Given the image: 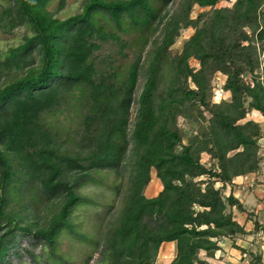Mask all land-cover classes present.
Segmentation results:
<instances>
[{
    "label": "trees",
    "instance_id": "obj_1",
    "mask_svg": "<svg viewBox=\"0 0 264 264\" xmlns=\"http://www.w3.org/2000/svg\"><path fill=\"white\" fill-rule=\"evenodd\" d=\"M7 1L0 29L24 33L0 54V264H72L57 250L62 232L90 239L99 264H155L170 241L176 254L166 264H201L200 251L213 256L220 239L246 233L233 212L244 205L221 190L260 169L264 127L246 117L257 111L264 121V0L222 7L218 0H83L65 17L49 9L52 0ZM195 5L209 9L192 17ZM64 6L60 0L57 11ZM216 72L230 93L218 103L211 100ZM75 90L80 129L68 141L44 115L69 104ZM124 164L120 206L91 239L72 219L79 204L92 202L78 190L97 182L94 171L123 176ZM152 170L162 189L147 197ZM253 225L264 229L257 219ZM249 254L250 264H263L261 254Z\"/></svg>",
    "mask_w": 264,
    "mask_h": 264
},
{
    "label": "rangeland",
    "instance_id": "obj_2",
    "mask_svg": "<svg viewBox=\"0 0 264 264\" xmlns=\"http://www.w3.org/2000/svg\"><path fill=\"white\" fill-rule=\"evenodd\" d=\"M59 1L60 0H52L49 5V9L55 12L57 16L65 17L80 10L83 0H65V6L57 11ZM233 1L234 0H218L216 6H229ZM8 4L9 3L7 0H0V7L7 6ZM206 9L209 8H200L195 5L191 16L195 17L200 11ZM192 31L193 28L191 27L181 30L180 36L176 38L175 43L171 46L173 53L180 51L183 41L192 33ZM23 33L24 28H17L11 32H4L0 29V54L3 53L8 46L16 45L21 40ZM129 51L130 55L128 59L130 60L132 51ZM259 60L260 79L264 83V53H260ZM189 63L194 67H198V62L195 59L191 58ZM127 64L128 61L125 62V65ZM224 81L225 75L220 72H216L211 81L212 102L218 103L222 100L230 99V93L223 89ZM68 103L69 104H66L52 112L46 113L44 115V121L48 127L54 131H57L62 138L72 141L77 138V131L80 129L81 120L80 109L77 108V104L79 103V92L77 90L72 92ZM246 119H253L259 122L261 127H264L263 117L257 111L249 112ZM178 124L186 132H190L189 126L185 124L183 118H179ZM258 144V152L261 156L259 171L256 173L246 174V176H249L239 180V182H236L234 187L232 185L230 186L231 191L235 190L238 193L237 196L239 198L248 196L247 199H251L253 201L252 203L264 199V138H260L258 140ZM201 161L205 165H209L208 156L206 154L201 155ZM124 168L123 176H117L114 172L109 170L94 171L93 177L97 179V182H85L78 190L80 194L92 202H83L82 204H79L72 214V219L76 228L87 234V236L91 239L99 238L100 231L104 229L103 225L107 223V220L113 216V214L116 212V209L120 206V201L122 199L129 174L127 167L125 166ZM200 178L206 179L207 176ZM219 185V183L216 184V186ZM117 188H119V192L116 191ZM161 189V181L156 177L154 170H152L150 181L144 188V194L147 197H152L155 196ZM221 192L223 197H226V195L229 193L228 187L222 188ZM233 212L239 213L240 211L233 208ZM247 215H250L248 218L250 217L249 219H252V222L254 219L259 217L258 215L256 216L253 211H247ZM257 232L260 233L259 235H261V237L258 235L256 236L258 242L255 243V246L258 244L260 245V242H264V229H261ZM58 241V252L68 259L72 264H85V258L91 253L93 256L88 264H99V255L96 253L94 245H92V241H90V239L88 241H80L73 239L67 232H62ZM23 244H26L25 241ZM162 247L163 244H161L158 249L155 264L169 263L176 254L175 242L173 245L169 244L165 246L166 249L167 247L168 249L169 247H172L174 249V254H171L170 249L168 250L170 255L163 256L161 254ZM34 251L36 254L40 255V259H48L50 261L46 251L42 250L40 246H37ZM25 258L27 259V255H25ZM26 261L28 262V260Z\"/></svg>",
    "mask_w": 264,
    "mask_h": 264
},
{
    "label": "crops",
    "instance_id": "obj_3",
    "mask_svg": "<svg viewBox=\"0 0 264 264\" xmlns=\"http://www.w3.org/2000/svg\"><path fill=\"white\" fill-rule=\"evenodd\" d=\"M248 176L240 175L235 177L232 186L234 187L236 182H239V180ZM227 187L228 191H230L231 187ZM232 193L239 199L246 209L245 212H239L240 214L234 212V219L244 227L246 233L237 234L232 238L224 237L220 239L218 242L219 249L215 251L213 256H207L204 251H200L199 256L203 260V263L201 264H250V252H258L261 254L262 262L264 264V242H260V245L258 244L259 246H255V243L258 242L256 236L258 235L261 237V235H259L260 233L254 229L252 219H249L247 215V211H253L256 216H259L257 219L263 224L262 226H264V199L252 203L253 201L251 199H247L248 196L239 198L237 196L238 193L235 190L232 191ZM168 243L173 245L174 241L162 243L163 247L161 248V254L163 256L170 255V253H168V250L170 249L171 254H174V249L172 247H169V249L168 247L167 249L165 248L166 245H169ZM237 247L244 249V252Z\"/></svg>",
    "mask_w": 264,
    "mask_h": 264
}]
</instances>
